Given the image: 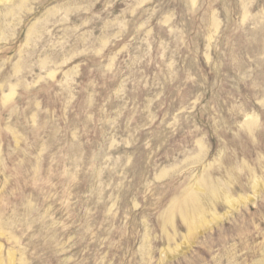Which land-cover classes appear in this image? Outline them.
<instances>
[{
    "label": "rangeland",
    "instance_id": "rangeland-1",
    "mask_svg": "<svg viewBox=\"0 0 264 264\" xmlns=\"http://www.w3.org/2000/svg\"><path fill=\"white\" fill-rule=\"evenodd\" d=\"M0 264H264V0H0Z\"/></svg>",
    "mask_w": 264,
    "mask_h": 264
},
{
    "label": "bare ground",
    "instance_id": "bare-ground-1",
    "mask_svg": "<svg viewBox=\"0 0 264 264\" xmlns=\"http://www.w3.org/2000/svg\"><path fill=\"white\" fill-rule=\"evenodd\" d=\"M187 205V204H186Z\"/></svg>",
    "mask_w": 264,
    "mask_h": 264
}]
</instances>
